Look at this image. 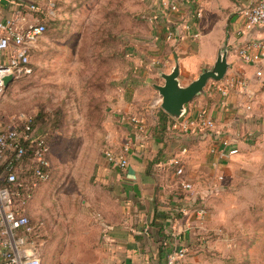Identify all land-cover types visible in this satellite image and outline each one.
<instances>
[{"label": "rangeland", "instance_id": "374dc122", "mask_svg": "<svg viewBox=\"0 0 264 264\" xmlns=\"http://www.w3.org/2000/svg\"><path fill=\"white\" fill-rule=\"evenodd\" d=\"M155 2L37 3L46 32L32 56V74L0 96V129L30 117L51 136L53 177L32 204L29 239L38 255L48 241L45 254L73 264L75 253L87 254L85 244L98 234L88 220L96 206L102 215L99 203L111 191L98 174L107 162L106 151L123 146L129 137L117 112L140 87L138 72L145 68L140 55L144 45L148 48L143 42L158 24L148 20ZM186 74L182 80L187 85L192 76ZM256 78L245 147L224 169L209 166L191 182L197 199L190 206L193 223L178 264H264V75ZM215 84L210 81L206 89ZM144 91L151 100L159 98L151 86ZM132 117L125 120L130 123ZM84 211L89 215L81 220Z\"/></svg>", "mask_w": 264, "mask_h": 264}, {"label": "crops", "instance_id": "0c3cea01", "mask_svg": "<svg viewBox=\"0 0 264 264\" xmlns=\"http://www.w3.org/2000/svg\"><path fill=\"white\" fill-rule=\"evenodd\" d=\"M32 1L34 0H2L0 19H5L18 10L25 11L28 3ZM258 1L206 0L203 18L197 22L194 30L200 37L187 38L177 44L167 41L164 19L156 24V28L151 26L153 30L143 42L148 48L144 45V52L140 55L145 63V68L138 72L140 87L133 99L117 112L121 122L129 130L127 140L132 142L128 154L129 166L123 171L108 162L102 164L98 177L103 184L110 186L111 191L104 193L105 203H99L98 208L102 215L96 212L97 203L93 201L96 206L94 217L88 222L93 227H98V234L85 244L87 254L75 253L72 257L73 264H168V256L188 244L193 218L190 206L197 199V194L194 190L185 191L181 182L194 183L195 179L205 175L216 160L210 150L217 148L222 139L233 140L239 151L242 150L248 138L246 135L252 128L249 125L248 107H252V100L255 99L253 97L251 100V96L256 94L258 67L239 60L235 49L249 39L264 41V28L244 36L240 34L244 20L237 10ZM221 16L223 18H219ZM181 18L183 17L180 15L173 16V19H180V24H183L184 18ZM224 43L228 46L230 67L224 80L215 85L222 87L230 80L238 78L246 81L247 85L242 90L239 87L230 89L227 96L222 95L215 85L213 89L205 88V95L196 98L186 107L188 113L207 108L216 122L215 131L208 134L184 133L180 128L182 119L176 121L169 115L174 122L167 123L164 133L158 132L159 112L162 110L161 96L158 94V99L151 100L152 96L146 95L144 90L148 86L155 90L154 85H164L161 74H170L176 62L180 64L181 85H189L204 69L213 68ZM207 63L212 66H206ZM184 69L187 77L192 76L187 85L182 80L186 73ZM129 115H137L144 121L145 133L138 132L134 125L125 120ZM121 149L122 146L112 150ZM184 149L187 153H183ZM173 157L182 159L185 170L183 177L176 175L175 168L171 165ZM229 162L220 164V169H224ZM43 185L38 188L28 207L30 219L33 215L32 204L37 200L40 191L42 192ZM88 215L84 211L80 219ZM30 244V247L33 246V242ZM46 246H50L48 241ZM46 246L40 256L34 251V246L31 249L40 257L42 264H61L60 258L55 262L53 255L45 254ZM81 246L84 247L83 242ZM1 258L0 246V260Z\"/></svg>", "mask_w": 264, "mask_h": 264}, {"label": "built area", "instance_id": "2783aa9c", "mask_svg": "<svg viewBox=\"0 0 264 264\" xmlns=\"http://www.w3.org/2000/svg\"><path fill=\"white\" fill-rule=\"evenodd\" d=\"M205 2L206 0H156L153 5L154 13L148 15V20L155 23L164 19L167 41L177 44L187 38L198 39L200 34L194 30L197 22L203 18ZM1 3L2 0L0 5ZM37 3L34 0L28 3L25 11L18 10L11 16L0 19V96L7 89V77H12L13 83L33 72L32 56L46 32L45 16ZM237 13L244 20L241 36L264 28V0L241 6ZM179 15L184 18H181L184 20L183 24H180V19H173V16ZM235 55L243 63L257 66L256 75L263 77L264 41L249 39L235 49ZM246 85V81L238 78L230 80L225 86L215 87L222 95L227 96L230 89L239 87L242 90ZM33 124L32 118L24 117L15 124L0 129V264H42L40 257L32 251L25 231L31 223L28 207L38 188L51 181L53 165L49 157L50 145L45 137L37 134V128ZM130 124L138 132H146V124L139 116L132 117ZM180 128L184 133L208 134L215 131L216 122L207 108H201L194 113L186 111ZM235 145L233 140L225 138L217 148H211L210 154L216 157L213 166L231 161L238 155L239 149ZM131 146V140H127L120 151H106L107 162L120 170H126ZM183 153H187V150L184 149ZM171 165L178 177L184 176V165L180 157H173ZM181 186L185 191L193 190L191 183L182 181ZM203 213L200 210L198 215ZM182 255L183 249L171 253L168 264H178Z\"/></svg>", "mask_w": 264, "mask_h": 264}, {"label": "water", "instance_id": "95a60500", "mask_svg": "<svg viewBox=\"0 0 264 264\" xmlns=\"http://www.w3.org/2000/svg\"><path fill=\"white\" fill-rule=\"evenodd\" d=\"M229 50L226 43L220 48L216 62L211 69H204L198 78L187 86L180 83V64L176 62L170 74H161L164 85L153 87L161 96V109L174 120L180 121L186 114V107L196 98L205 95V88L210 81L224 80L230 67L228 63ZM13 81L12 77L5 79L6 87Z\"/></svg>", "mask_w": 264, "mask_h": 264}, {"label": "trees", "instance_id": "16d2710c", "mask_svg": "<svg viewBox=\"0 0 264 264\" xmlns=\"http://www.w3.org/2000/svg\"><path fill=\"white\" fill-rule=\"evenodd\" d=\"M46 27V26H45ZM170 121H173L174 120L165 112H163L162 110L159 112V125H158V132H162L164 133L166 130H167V123L170 122ZM35 128L36 125L33 124ZM37 134L39 136H42V137H45L50 145V148H51V142H50V134L47 132V131H41L40 129L37 128ZM50 160L52 162V150H51V153H50ZM52 165H53V162H52ZM52 177H53V173H52ZM32 224L30 223V226L28 227V229H26L25 231V234L27 235V237L29 238L30 235L32 234ZM30 241V239H29ZM31 242V241H30Z\"/></svg>", "mask_w": 264, "mask_h": 264}]
</instances>
